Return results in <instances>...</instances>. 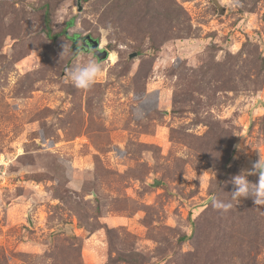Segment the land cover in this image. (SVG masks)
<instances>
[{"label": "rangeland", "instance_id": "1", "mask_svg": "<svg viewBox=\"0 0 264 264\" xmlns=\"http://www.w3.org/2000/svg\"><path fill=\"white\" fill-rule=\"evenodd\" d=\"M259 160L264 0H0V264H264Z\"/></svg>", "mask_w": 264, "mask_h": 264}, {"label": "clouds", "instance_id": "2", "mask_svg": "<svg viewBox=\"0 0 264 264\" xmlns=\"http://www.w3.org/2000/svg\"><path fill=\"white\" fill-rule=\"evenodd\" d=\"M111 26H109V31ZM66 45H63V56ZM77 52L81 50L77 49ZM102 63L97 59L96 53L86 55L81 53L80 63L70 71V80L73 85L82 90H89L96 83L97 79L103 74ZM254 169L258 173V182L252 183L247 179L246 173H241L232 178L234 190L231 192V199L239 201L240 198H252L256 205H264V163L260 160L254 164ZM213 207L228 212L232 207L231 201L225 202L220 199L213 201Z\"/></svg>", "mask_w": 264, "mask_h": 264}, {"label": "water", "instance_id": "3", "mask_svg": "<svg viewBox=\"0 0 264 264\" xmlns=\"http://www.w3.org/2000/svg\"><path fill=\"white\" fill-rule=\"evenodd\" d=\"M82 42L81 48L85 49L86 51H92L96 53L97 57L100 59H106L110 56V52L107 49H104L100 41L92 37L90 34L84 36ZM73 49H78L76 48V44L73 46ZM134 54L136 55V53ZM154 183L158 184L159 181L156 180Z\"/></svg>", "mask_w": 264, "mask_h": 264}, {"label": "trees", "instance_id": "4", "mask_svg": "<svg viewBox=\"0 0 264 264\" xmlns=\"http://www.w3.org/2000/svg\"><path fill=\"white\" fill-rule=\"evenodd\" d=\"M49 16H48V13H46V23H47V31H48V34L50 35L51 33V27L49 26ZM72 22H70V23H68V25H70ZM65 32V34L67 35V36H69V34L66 32V31H64ZM76 35H74V37H75ZM70 38H72V36H69Z\"/></svg>", "mask_w": 264, "mask_h": 264}, {"label": "flooded vegetation", "instance_id": "5", "mask_svg": "<svg viewBox=\"0 0 264 264\" xmlns=\"http://www.w3.org/2000/svg\"><path fill=\"white\" fill-rule=\"evenodd\" d=\"M73 39L75 40V38L73 37ZM83 40V39H82ZM83 43V42H82ZM76 44V48H78L79 50H85L83 48H81L82 45H78V42L75 43ZM77 50V49H75ZM86 51V50H85Z\"/></svg>", "mask_w": 264, "mask_h": 264}, {"label": "bare ground", "instance_id": "6", "mask_svg": "<svg viewBox=\"0 0 264 264\" xmlns=\"http://www.w3.org/2000/svg\"><path fill=\"white\" fill-rule=\"evenodd\" d=\"M109 58H110L111 60L115 61V59H116V56H115V54H114V53H111V54H110V56H109Z\"/></svg>", "mask_w": 264, "mask_h": 264}]
</instances>
